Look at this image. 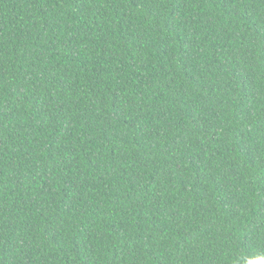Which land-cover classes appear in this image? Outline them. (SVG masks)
<instances>
[{
  "label": "trees",
  "instance_id": "16d2710c",
  "mask_svg": "<svg viewBox=\"0 0 264 264\" xmlns=\"http://www.w3.org/2000/svg\"><path fill=\"white\" fill-rule=\"evenodd\" d=\"M252 259L264 0H0V264Z\"/></svg>",
  "mask_w": 264,
  "mask_h": 264
},
{
  "label": "clouds",
  "instance_id": "9594fccd",
  "mask_svg": "<svg viewBox=\"0 0 264 264\" xmlns=\"http://www.w3.org/2000/svg\"><path fill=\"white\" fill-rule=\"evenodd\" d=\"M257 261H259V264H264V260L262 259H252L248 261V264H257Z\"/></svg>",
  "mask_w": 264,
  "mask_h": 264
}]
</instances>
